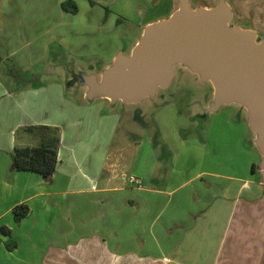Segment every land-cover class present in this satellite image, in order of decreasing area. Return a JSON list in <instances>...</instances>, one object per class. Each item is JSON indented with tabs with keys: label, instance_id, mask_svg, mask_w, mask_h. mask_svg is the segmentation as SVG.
<instances>
[{
	"label": "crops",
	"instance_id": "0c3cea01",
	"mask_svg": "<svg viewBox=\"0 0 264 264\" xmlns=\"http://www.w3.org/2000/svg\"><path fill=\"white\" fill-rule=\"evenodd\" d=\"M0 1V264H264L262 156L243 106L215 111L216 137L201 131L214 113L204 116L214 95L206 82L193 80L206 88V105L189 116L168 101L173 78L136 103L90 99L82 84L120 51L130 55L177 0H144L160 14L131 26L116 7L131 0H75L77 13L63 0ZM130 104L144 125V113H155L151 144L130 131L119 137L120 110ZM37 126L60 129L51 183L11 169L16 146L52 141L53 131ZM19 203L30 210L17 222Z\"/></svg>",
	"mask_w": 264,
	"mask_h": 264
},
{
	"label": "water",
	"instance_id": "95a60500",
	"mask_svg": "<svg viewBox=\"0 0 264 264\" xmlns=\"http://www.w3.org/2000/svg\"><path fill=\"white\" fill-rule=\"evenodd\" d=\"M177 1L168 18L145 27L130 55L120 51L100 78L82 75L88 98L103 96L124 103L155 98L178 74L175 65L180 64L192 72H187L190 79L210 82L214 89L204 116L228 103L247 110L264 173V40L253 29L232 23L227 0L198 8L190 0ZM195 73L199 78L193 77Z\"/></svg>",
	"mask_w": 264,
	"mask_h": 264
},
{
	"label": "rangeland",
	"instance_id": "374dc122",
	"mask_svg": "<svg viewBox=\"0 0 264 264\" xmlns=\"http://www.w3.org/2000/svg\"><path fill=\"white\" fill-rule=\"evenodd\" d=\"M1 2V1H0ZM230 7L233 9V17H232V23L239 24L242 27H248L250 29H253L257 33V38L260 36L261 40H264V0H227ZM176 7H178V2H176ZM191 5L194 8L198 7H215L218 6L220 3V0H190ZM117 8H121V10L124 8V16L123 19L130 20V26L133 25L131 22H134L136 24L140 20H144L146 18H150L153 16V14H160V11L153 10L154 8L148 9L145 5L144 0H131L129 6H122L119 7L116 5ZM141 10V12L139 11ZM116 23V22H115ZM123 30L126 31V28L128 26V23L125 21V24L122 25ZM106 32V29H103ZM132 30H140L139 27H131ZM84 32L87 30H83ZM88 38L84 39L85 41ZM130 39V38H128ZM128 39H124L125 43ZM258 40V39H257ZM110 41V40H109ZM117 42L118 39H115ZM133 41V37L131 36V42ZM110 43H107L106 47L103 50H106ZM108 54V53H106ZM175 68H177L176 71H179L178 74L175 75L173 78V82L171 86L169 87V90L166 91V96L169 97L168 101L172 103L175 106L182 107L187 112V115L189 116L192 114V111H194L197 108H202V106L206 105V99L203 98V84H200L198 82H194L193 79H190L191 75L190 70L186 67L185 70L181 69V65L177 64L175 65ZM180 68V69H179ZM190 73H187V72ZM198 77V74L195 73L193 77ZM192 80V81H191ZM196 80V79H194ZM181 82V85L179 86L177 83ZM205 84H208L210 87V90L212 89V85H210V82H206ZM204 89H206L204 87ZM199 97V98H197ZM195 101V102H194ZM146 103V102H145ZM169 104V103H168ZM131 106H126V109L120 110L122 112V118H121V124H120V130H119V137L124 138L128 131L133 132L134 135H136L137 139L140 138V136L148 141V138L150 139L148 144H151V138L155 139V133H156V119H155V113L153 111H148V113H144L143 115V121L147 124L144 125V123L132 120L131 116L133 115V112L138 110V106L134 104H130ZM122 108V106H120ZM128 107V108H127ZM130 107V108H129ZM233 107H238L235 104H229L226 108L231 109L233 111L236 110V108L233 109ZM120 108V109H121ZM129 109V110H128ZM225 110V109H224ZM217 112L211 113L209 117L205 118L204 125L201 126V131H208L211 128L212 135H215L216 137L218 134L223 130L217 127L212 126L214 122V118ZM226 113V110H225ZM238 113V112H237ZM234 119H237V117H234ZM225 121V119H224ZM220 126V125H219ZM147 127V128H146ZM198 129L197 126L192 127L191 130ZM203 129V130H202ZM147 130V131H144ZM187 133V130H184ZM200 131V128H199ZM190 132V131H188ZM140 135V136H139ZM152 135V137H151ZM133 142V141H131ZM147 144V145H148ZM244 144L250 145L249 138H246L244 140ZM146 153V152H145ZM130 165L132 163H129ZM131 166L127 167V175L131 174ZM135 177V176H132ZM136 178V177H135ZM133 180V179H132ZM135 183V182H134Z\"/></svg>",
	"mask_w": 264,
	"mask_h": 264
},
{
	"label": "trees",
	"instance_id": "16d2710c",
	"mask_svg": "<svg viewBox=\"0 0 264 264\" xmlns=\"http://www.w3.org/2000/svg\"><path fill=\"white\" fill-rule=\"evenodd\" d=\"M62 7L64 10L72 13H77L79 7L75 0H63ZM248 28V27H245ZM261 40V37H258ZM35 128H45L46 130L53 131L52 141L44 142L35 146H16L12 151V170H32L41 173L48 183H51L56 171L58 162V150L60 141V129L51 126H37ZM255 166V165H254ZM255 168V167H253ZM30 207L26 203H19L14 206L13 213L15 220L20 222L21 219L29 213ZM2 230L11 233L10 229L5 226ZM7 246L14 249L18 243L10 239L7 241Z\"/></svg>",
	"mask_w": 264,
	"mask_h": 264
},
{
	"label": "built area",
	"instance_id": "2783aa9c",
	"mask_svg": "<svg viewBox=\"0 0 264 264\" xmlns=\"http://www.w3.org/2000/svg\"><path fill=\"white\" fill-rule=\"evenodd\" d=\"M132 179H133L132 181L135 182V183H139V182H140V181H139L137 178H135V177H132Z\"/></svg>",
	"mask_w": 264,
	"mask_h": 264
}]
</instances>
